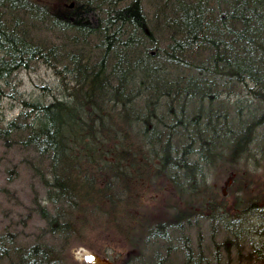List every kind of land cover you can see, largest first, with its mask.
<instances>
[{
	"label": "trees",
	"instance_id": "obj_1",
	"mask_svg": "<svg viewBox=\"0 0 264 264\" xmlns=\"http://www.w3.org/2000/svg\"><path fill=\"white\" fill-rule=\"evenodd\" d=\"M141 1L74 0L57 11L43 0H0V111L12 75L39 60L61 67L69 83L62 97L20 100L17 118L0 117L5 149L24 154L39 180L38 165L48 168L46 204L36 203L42 231L20 245L17 231L0 234V264H59L82 206L93 207L85 213L92 222L131 224L122 196L154 176L181 207L237 227L221 244L264 259V180L256 174L264 168V0H149L148 11ZM48 21L64 27L62 44L41 33ZM244 162L252 178L243 177ZM218 167L234 174L229 212L209 183ZM179 212L138 223L165 241L166 229L187 220Z\"/></svg>",
	"mask_w": 264,
	"mask_h": 264
},
{
	"label": "rangeland",
	"instance_id": "obj_2",
	"mask_svg": "<svg viewBox=\"0 0 264 264\" xmlns=\"http://www.w3.org/2000/svg\"><path fill=\"white\" fill-rule=\"evenodd\" d=\"M58 1L59 4L62 2V5L66 6L70 3V0ZM148 3L149 0L141 1L143 11L149 10ZM145 15L148 17L147 12ZM155 17L160 20L157 15ZM156 19L154 32L157 35L159 28ZM158 38L161 39V34ZM12 85L13 94L1 99L5 122L20 111L21 99L29 100L44 94L45 98L49 99L51 95H57L60 89L63 90L68 85V76L61 67L55 68L49 63H38L33 64L30 69L17 70L13 75ZM243 164L240 163L242 165L240 171L242 174L247 173L243 174V177L252 178L251 167L248 171L249 162ZM81 165L86 164L81 162ZM38 169L41 170V165H38ZM260 170L261 173L256 174H261L260 178L264 180V168ZM231 174L223 172L218 167L213 168L209 175V183L214 184L218 189L216 192L221 195V198L216 197V201L224 202L226 207L222 209L225 211H232L233 188L230 185L234 174L230 176ZM245 178L240 180L245 183ZM153 180L152 185L122 196L123 202L119 206L126 211L124 215L129 218L132 225H114L96 220L92 222L85 213H90L93 207L82 206L81 209L85 213L74 215L72 227L75 231L65 252L59 256V264H96V259L100 258L107 259L113 264H261L264 261V259L257 261L251 256L246 257L248 255L246 253H242V256L237 255L242 249H239L237 244L232 245V242L226 241L225 244H221L223 235H227L224 231L237 228L234 224L226 225L219 221L208 223L209 218L215 214L209 213L208 210L207 212L202 210L200 213L198 209L186 210L181 207L184 205L183 201L177 198L172 188L169 185L165 186L166 182L156 176ZM236 188L245 191L242 183ZM45 197L40 180L25 160V155L19 150H7L3 143H0V234L10 230L17 231L14 241L17 245L27 244L35 236L38 237L44 223L37 215L36 203L40 201L46 204ZM102 204L100 207L110 208L107 204ZM178 210L187 220H182L180 226L173 223L175 227L172 231L166 229L164 233H167L168 237L165 241L157 235L148 237L144 230L145 225L142 222L138 223L139 219L145 216V219L150 218L149 224L154 225L152 224L154 219L167 218V213H170L171 217H176L173 212ZM220 216L218 215V219L224 218ZM180 227H184L182 232ZM229 240L231 241V238ZM232 240L235 241L234 238ZM244 250L248 252V246H245Z\"/></svg>",
	"mask_w": 264,
	"mask_h": 264
},
{
	"label": "bare ground",
	"instance_id": "obj_3",
	"mask_svg": "<svg viewBox=\"0 0 264 264\" xmlns=\"http://www.w3.org/2000/svg\"><path fill=\"white\" fill-rule=\"evenodd\" d=\"M38 1H40V0H38ZM73 1L70 0V3L67 6L66 5H63V6L67 7V8H72L74 6V4H75ZM46 2H47V5L50 6L51 8H54L55 10L60 11V7L62 6V2L60 3L61 5L59 4L58 0L57 1L46 0ZM63 31H65L63 26L60 27V26H57L56 24L52 23L51 21H48L46 23V25H44L41 33L45 34L46 36H49L50 37V41L60 45V44H62L64 42V39L62 37ZM38 62L42 63L40 60ZM52 67H55V66L52 65ZM55 68H57V66ZM13 75H12V78H13ZM68 86H69V83H68V85L66 87H68ZM66 87H64L63 90L60 89L59 92H57L58 93L57 95L56 94L51 95V97L49 99H46L45 96H44L45 94H44V95H41L39 97L30 98L29 100H36V99L40 98V99L43 100V102L48 103V102H50L51 100H53L55 98L62 97L65 94ZM42 96H44V97L41 98ZM21 100H28V99H21ZM21 111H25V108L23 107V105H22L20 111L15 116L11 117L10 120H13V119L17 118ZM0 117H2V118L4 117V114L2 113V106H1V111H0ZM47 170H48L47 165L44 164V163L41 164V173H42L43 176H42V178H40V185H41L45 195H46V190H45L44 181H46L45 176H47V174H46ZM28 221H29V219L26 220V222H28Z\"/></svg>",
	"mask_w": 264,
	"mask_h": 264
},
{
	"label": "water",
	"instance_id": "obj_4",
	"mask_svg": "<svg viewBox=\"0 0 264 264\" xmlns=\"http://www.w3.org/2000/svg\"><path fill=\"white\" fill-rule=\"evenodd\" d=\"M102 263H103V264H113L112 262H109V261L106 260V259H102Z\"/></svg>",
	"mask_w": 264,
	"mask_h": 264
},
{
	"label": "flooded vegetation",
	"instance_id": "obj_5",
	"mask_svg": "<svg viewBox=\"0 0 264 264\" xmlns=\"http://www.w3.org/2000/svg\"><path fill=\"white\" fill-rule=\"evenodd\" d=\"M101 259H103V258L97 259V260H96V264H102V263H100ZM114 264H115V263H114Z\"/></svg>",
	"mask_w": 264,
	"mask_h": 264
}]
</instances>
